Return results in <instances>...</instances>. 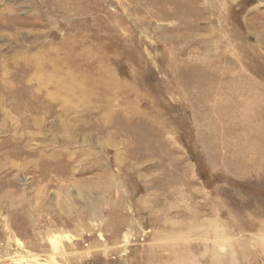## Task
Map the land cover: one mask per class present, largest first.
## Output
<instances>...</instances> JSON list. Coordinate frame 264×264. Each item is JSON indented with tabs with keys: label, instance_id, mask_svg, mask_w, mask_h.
Returning <instances> with one entry per match:
<instances>
[{
	"label": "rangeland",
	"instance_id": "374dc122",
	"mask_svg": "<svg viewBox=\"0 0 264 264\" xmlns=\"http://www.w3.org/2000/svg\"><path fill=\"white\" fill-rule=\"evenodd\" d=\"M0 264H264V0H0Z\"/></svg>",
	"mask_w": 264,
	"mask_h": 264
},
{
	"label": "bare ground",
	"instance_id": "6f19581e",
	"mask_svg": "<svg viewBox=\"0 0 264 264\" xmlns=\"http://www.w3.org/2000/svg\"><path fill=\"white\" fill-rule=\"evenodd\" d=\"M199 228V227H198ZM216 230V229H215ZM192 261V260H191Z\"/></svg>",
	"mask_w": 264,
	"mask_h": 264
}]
</instances>
